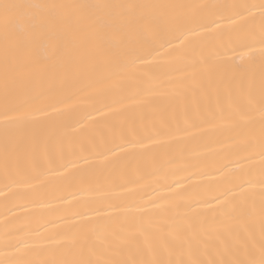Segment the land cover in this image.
I'll list each match as a JSON object with an SVG mask.
<instances>
[{"label":"snow or ice","instance_id":"snow-or-ice-1","mask_svg":"<svg viewBox=\"0 0 264 264\" xmlns=\"http://www.w3.org/2000/svg\"><path fill=\"white\" fill-rule=\"evenodd\" d=\"M224 9L229 10L227 14L221 11ZM253 9H259L258 26ZM0 21V156L5 178L14 184L35 181L29 186L37 194L46 187L41 178L56 174L57 169H63L67 187L98 186L101 177L114 184L119 180L121 188L139 186L127 190L125 199L132 198L127 208L123 199L107 205L120 209L116 213L122 218L118 223L112 216L101 215L104 205L86 202L76 207L79 201H74L68 207L73 208L72 216L80 217L79 225L63 230L57 227L52 236L45 237L49 241L62 237L54 244L37 248L29 243L33 231L52 221L37 222L36 229L18 227L6 232L0 264H264V0L230 5L0 0ZM162 33L168 38L160 47L173 40L183 47L189 34H215L220 39L219 44L212 43L213 51L185 65L193 69V78L209 104L194 112L186 110L183 126H149L142 120L138 124L133 115L113 124L109 136L72 140L66 148L65 130L80 125L100 107L115 103L109 81L155 50ZM243 49H249L247 60ZM228 52L240 55L229 58ZM124 91L123 87L118 89L122 98ZM213 96L215 107L211 104ZM81 97L88 103L82 105ZM179 98L177 91L166 99L178 103ZM205 125L216 135L215 142L221 145L216 155L223 153L224 162L218 161L212 169L219 174L212 181L215 194L195 203L217 201L219 226L210 228L200 221L197 229L195 222L182 224L179 213L156 223L151 217L167 213L175 198L188 188L181 187L180 178L169 180V175L176 177V171L161 177L159 167L144 170L148 158L145 141L162 145L158 138L171 140L181 133L189 140L204 141ZM189 129L200 131L191 133ZM179 151L183 154L184 148ZM256 155L260 157L258 180L252 163ZM149 176L157 177L153 182L167 188V194L158 192L151 183L141 184ZM257 182L259 200L249 187ZM141 203L151 207H141ZM133 205L137 206L135 211ZM145 217H149L147 224ZM40 235L36 231V236ZM49 248L54 255L63 249V258H28L31 252L40 254ZM177 253L179 258L174 259ZM185 253L190 259L183 258Z\"/></svg>","mask_w":264,"mask_h":264},{"label":"bare ground","instance_id":"bare-ground-1","mask_svg":"<svg viewBox=\"0 0 264 264\" xmlns=\"http://www.w3.org/2000/svg\"><path fill=\"white\" fill-rule=\"evenodd\" d=\"M33 2L230 5L236 3L259 4L260 0H33ZM145 11L171 13L173 10L146 9ZM221 11L227 14L229 10L224 9ZM253 12L257 14L258 26L259 9H253ZM227 23V21H224L225 25ZM213 27L215 28V26ZM81 35L83 36L84 33H81ZM167 38L162 33L155 50L145 55L142 61H138L135 66L128 69L121 76L109 81L116 102L110 103L107 107H100L98 112H92L91 116L82 120L80 125L73 124L70 128H67L65 130L67 132L66 148L69 146V141L72 140L78 142L86 140L90 136H96L97 138L109 136L113 132V124H117L133 115L136 116L138 124L142 120L143 123L149 126L153 124L157 127L170 125L175 128L177 123L183 126L186 110L194 112L197 107L203 109L209 104V98L199 89L197 80L193 78V69L186 68L185 65L191 63L194 58L199 59L202 53L207 55L213 51L212 43L219 44L220 39L215 34L211 36L189 34L183 47H180L179 42L175 40L171 44L164 43L163 47H160L159 44ZM226 41L227 34L224 36V42ZM258 48L259 45H256L254 49L257 51L255 60L257 65L259 64ZM242 52L245 54V60H247L249 49H243ZM233 55L239 57L240 53H227L229 58ZM2 58L3 31L2 21H0V76H2ZM121 87L125 90L123 93L124 98L118 94V89ZM177 91L180 93L179 102H169L166 98L176 95ZM87 103V99L81 97V104ZM211 104L215 107L216 100L214 96ZM203 130L205 131L204 141L189 140L182 133L179 134V137L174 136L171 140L168 137L158 138L162 141V145H151L145 141L148 148V158L143 163L144 170L150 171L153 167H159L161 169L159 176L161 177L166 173L170 174L176 171V177L169 175V180L180 178L181 187L188 188V191L181 197L175 198L173 207L167 213H160L151 217L156 223H162L166 217L179 213L182 224L195 222L197 229L200 227V221H205V226L210 228L219 226L220 213L217 201L209 199L206 205L195 203V201L210 198L215 194L217 188L212 181L219 174L212 171V169L217 166L218 161L220 163L224 162L223 153L219 156L216 155L221 148V145L215 142L216 135L208 130L206 125L203 126ZM189 131L197 133L200 130L189 129ZM173 140L175 142H172ZM180 148H184L183 154L180 153ZM259 160L260 157L256 155L252 161L256 165L253 174L256 180L259 177ZM229 167H233V165ZM180 169L183 170L178 171ZM205 171L209 174L200 175L201 172ZM191 173L194 174L190 175ZM155 179L157 177L149 176L146 181H141V184L151 183V186L157 188L158 192L167 194L168 189L158 187L153 182ZM41 180L46 187L39 189L38 194L29 186L34 185L35 181L29 182V185L12 183L11 180L5 178L3 159L0 156V259L4 258L3 241L6 238L5 233L18 227H23L25 230L36 229L37 222L43 224L45 221H52L53 223L45 224V228L36 229L41 233L39 237L36 236V231H33V239L29 243L39 248L62 240V237H56L55 240L49 241L45 237L52 236L57 227L63 230V228L72 224L79 225L80 217L71 215L73 208L68 207L70 202L79 201V205H75L76 207L86 202L104 205L101 207V215L112 216L114 221L118 223L119 219H122L116 217V213L120 209H113L107 207V205L109 203H119L123 199L124 207L127 208L132 203V198L125 199L127 190H135L139 187L135 184H127L125 188H121L118 186L119 180L114 184L103 177H101L98 186L93 185L90 188L87 186L67 187L63 180V169H57L56 174L46 175ZM172 187L176 188L177 186L173 184ZM249 187L250 191L255 194L256 199L259 200V183L257 182ZM149 198L145 197L144 199L148 200ZM157 203L165 204L166 201H157ZM140 206L151 207V205L143 203ZM136 207V205H133V211L136 210ZM8 209H11V211ZM29 212L31 215L26 216L25 213ZM88 215L94 214L89 213ZM148 220L149 217L144 218L146 224ZM73 231H76V229H73ZM165 231L170 230L165 229ZM62 253L63 249H60L54 255L49 248L40 254L31 252L28 254V258L35 260L62 259ZM173 258H179V253L174 255ZM183 258L185 260L190 259L187 253L184 254Z\"/></svg>","mask_w":264,"mask_h":264}]
</instances>
